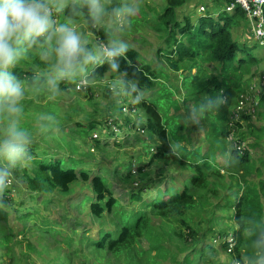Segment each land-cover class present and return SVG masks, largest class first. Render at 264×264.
I'll list each match as a JSON object with an SVG mask.
<instances>
[{
	"label": "trees",
	"instance_id": "16d2710c",
	"mask_svg": "<svg viewBox=\"0 0 264 264\" xmlns=\"http://www.w3.org/2000/svg\"><path fill=\"white\" fill-rule=\"evenodd\" d=\"M193 1L164 0L161 11L154 12L151 19L149 18L151 12L141 13V17L144 23L153 27L163 37L164 46L162 49L159 48L157 53L160 52V55L165 58L169 70L181 74L180 87L184 94L182 106L192 104L191 108L201 122L200 126L207 128L205 138H209L212 143L207 144L206 151L198 147L188 149L180 145L183 137L178 135V119L170 115L173 105L170 101L171 91L165 87L162 80V77L165 80L166 77L153 65L144 61L139 52L130 47L127 57L132 63L121 61V68H127L129 72L128 77L108 70L105 64L98 68L95 81L109 74L112 78L129 81L127 86L122 84V87L124 90L127 87V93L130 96L135 98L140 92L149 94L148 97H142V100L137 102V106L146 117L144 129L149 136H155L159 140V144L153 148L154 153L149 162L147 164L140 162L136 165L130 163L127 167L119 164L113 169L103 167L101 172L93 173L90 168L82 167L84 164L82 160L49 153L45 146L46 139L42 138L45 142L42 148L35 143L32 148L34 157L32 166L17 168L14 174L16 178L22 179L28 189V197L26 200L23 198L22 203L15 207L12 195L14 187L9 185L3 193L6 206L0 207V252L10 258L11 261L8 264H19L21 256L24 255L17 257L13 250V244L18 243L13 238L16 234L24 233V226L14 233V229L9 225V212L21 211V214L17 216L18 220H26L37 212L24 207L25 201L39 197L37 204L46 206L53 203L57 195L68 197L70 203L81 206L83 209L88 208L91 216L99 220L102 225L93 236L89 234L90 227L85 226L77 241L73 237L67 239L68 246L84 243L88 249L100 256L108 253L118 260L123 257L125 261L138 256L139 264L141 259H144L147 264H158V257L162 256L164 245L161 243V236L154 234L155 223L160 222V225H165L173 221L188 232V235H184L183 231L178 233L176 229L173 232L179 241H183L181 242L183 249L180 251L188 249L190 251L183 256L181 264H193L204 251H214L213 241L216 238L213 240L204 238L200 243H196L199 231L190 224V219L182 218V215L202 205L205 207L211 205L206 196L208 193H214L218 187L217 181L222 178L220 173L222 170L233 171V161L245 179L259 172L248 149L241 153L231 149L230 165H222L216 160L218 151L216 146L219 144L221 146L220 141L226 140L230 133L239 127L238 122H230V116L227 117V113L232 105L233 97L238 93L237 88L241 80L250 76L252 68L258 65L259 59L254 54L258 45L253 43L252 46H248L245 42L240 43L235 40L233 31L246 27L247 19L239 6H235L231 12L225 10L234 3V0H198L192 5V9L182 11L186 4ZM202 1L205 2L201 4ZM68 3L71 4L73 1L68 0ZM77 3L81 8L83 7V0H78ZM197 5H204L206 10L203 13L198 12ZM65 14L66 10L56 12L54 18L57 22H63ZM79 19H82L88 29L99 35L104 42L109 39L108 31L100 28L96 31L90 28L83 15L76 17V20ZM29 56V61L21 63L17 69L13 70L16 75H32L34 66H39L41 71L47 70V66L40 60L37 52L31 51ZM71 86L75 87L76 84L71 82L61 84L67 92ZM44 92L34 94L35 99H39ZM221 92L227 97V102L221 105L217 112H208L200 108L201 101L207 96ZM32 104V99L26 98L25 105ZM258 106L262 110L259 117L264 119V93L259 98ZM118 113L121 114V110H118ZM112 124H117L116 119ZM97 125L94 121H88L85 125L80 124L70 131L86 136ZM122 126L132 130L139 127V123L125 118ZM255 130L258 131L261 128H255ZM134 138V141H141L137 136ZM94 142L99 145L98 139ZM240 143H242L241 137L237 141V144ZM143 148L149 154L150 148ZM220 153L225 154V151ZM40 154L43 158H40ZM233 157L236 158L233 159ZM153 162L171 165L174 169L168 179L165 177L162 181H153L147 185L142 176L148 178L145 173L149 164ZM133 173L137 174L143 183L128 192L130 203H137V206L125 207L114 196L109 178L118 176L125 182L134 176ZM78 182L87 184L91 193L70 197L73 184ZM228 196L229 194L223 198L226 203L220 204L218 208L231 211L233 222L234 218H239V223L234 222L236 227L232 233L233 243L236 246L231 250L228 243H222L221 248L224 251L229 249L231 255H236V258L242 261L250 255L251 240L264 231V178L259 179L257 183L244 181L243 192L237 196ZM42 220L46 232L55 231V228H51L52 221H49V218ZM209 232L213 236L222 235L220 232H214L213 229ZM141 240L147 242V249H140ZM77 251L73 250L72 253L79 256L80 253ZM173 264H179V262L173 259Z\"/></svg>",
	"mask_w": 264,
	"mask_h": 264
},
{
	"label": "rangeland",
	"instance_id": "374dc122",
	"mask_svg": "<svg viewBox=\"0 0 264 264\" xmlns=\"http://www.w3.org/2000/svg\"><path fill=\"white\" fill-rule=\"evenodd\" d=\"M72 1L74 2V0ZM77 1L75 0V2ZM163 1L139 0L140 12L132 18L130 28L127 25L121 28L119 25L106 21L103 25L95 27L94 30L97 31L100 28L109 32L110 36L106 43H110L112 40H125L131 48L139 52L144 61L153 65L166 77V80L164 77H162V80L165 87L171 91L170 101L173 105L170 109V115L178 119V126L182 127L180 129L178 127V135L183 137L180 145L188 149L198 147L202 151H206L207 144L212 143L209 138H205L207 128L200 126L201 122L194 114L191 108L192 104L182 106L184 104V94L180 87L181 74L169 70L165 58L160 55V52L157 53V50L162 49L164 46L163 37L153 27L144 23L143 17H141V13L148 14L151 12L149 17L151 19L154 12L161 11ZM123 2L124 0H109V6L119 5ZM75 24L77 29L84 33L89 47L100 39L99 35L88 29L82 19L76 20ZM233 35L235 40L240 43L245 42L248 46H252L254 43L249 28L244 27L242 30H235ZM254 54L259 59L258 65L252 68L250 76H246L241 80L240 86L238 85L237 88L238 93L233 97L232 105L227 113V117L230 116V122H238L239 127L233 130L226 140L220 141L221 146H219L220 144L216 146L218 150H216V160L222 165H228L230 150L237 147L236 142L241 137V149L249 150L255 166L259 168V174H252V176L245 179L242 172L233 164V161V171L231 172V169L228 171L222 170L220 172L222 178L217 181L218 187L214 193L207 194L208 203L211 205L209 207L202 205L182 215V218L190 219V224L199 231L196 243H200L204 238L210 240L216 238L213 241L214 251H204L193 264H231L232 258L236 257V255H231L229 251V249L234 248L232 233L236 225L232 219V212L222 210L218 206L226 203L223 199L226 195L229 194L228 197L231 195L237 196V194L243 192L244 181L257 183L259 179L264 178V119L259 117L262 110L254 107L255 102L257 103L264 93V50L258 47ZM121 81L120 78H112L109 74H106L102 79L94 81V83L84 88L77 89L78 83L75 87L71 86L64 96L54 97L45 90L44 94L36 100L35 95L30 93L27 99H32L33 104L26 106L24 123L30 125L40 113L53 115L56 119L55 122L49 123L50 131L47 133L37 132L36 143L42 148L45 144L42 138L46 139L47 144L45 146L48 148L49 153L82 160L84 162L82 167L90 168L93 173L101 172L103 167L113 169L119 164L126 167L130 163L134 165L140 162L147 164L154 153L153 148L159 144V140L155 136H149L144 129L145 114L137 106L136 99L125 92ZM138 95L144 98L149 96V94H143L142 92ZM242 98L244 100L243 106L239 103ZM174 103H177V105H174ZM174 106L176 107L174 108ZM118 110H121V114L118 113ZM125 118L138 122L139 127L132 130L129 127L124 128L122 125ZM114 119H116L117 124H112ZM88 121H94L98 124L94 130L89 131L88 135L82 136L70 131L76 129L80 124L85 125ZM255 128H261V130L256 131ZM135 136L139 137L141 141H134ZM97 139L99 145L94 142ZM143 147L150 148L149 154L144 151ZM40 151L45 152L44 150ZM221 151H225V154H221ZM39 156L43 158L41 154ZM172 167L171 165L166 166L162 163L153 162L149 164L145 173L148 178L141 176L147 185L150 182L153 183V181L159 182L164 180L165 177H167L166 179L169 178L172 169H174ZM133 174L134 176L125 182L120 180L118 176L109 178L114 196L125 207L137 206V203H130L128 192L143 183L137 174ZM10 185L14 187L13 202L17 207L24 199L26 200L29 192L20 177H15ZM88 187L87 184L81 182L73 184L70 197L90 194V188ZM38 198L25 201L24 207H29L40 213V216L33 213L34 215L26 220H18L17 216L21 214V211L11 210L9 212V225L14 229V233H17L24 226V233L14 234L13 238L14 241L18 242L13 244L14 255L18 257L24 254L21 256L19 264H139L138 256L130 259V261H125L123 257L118 260L108 253L106 255L102 254V256L95 254L84 243L83 245L76 243L68 246L67 239L73 237L77 241L85 226L90 227L91 232L89 234L93 236L102 226L100 221L91 216L88 208L83 209L81 206L70 203L68 197L57 195L54 197L56 200L46 206L38 205L36 202ZM18 209L20 208L18 207ZM48 218L49 221H52L50 222L51 228H55V231H45L42 219ZM154 228V234L161 236V243L164 245L161 252L162 256L158 257V264H173V259L181 264L183 256L190 251L189 249L183 252L180 251L183 249L181 243L183 241H179L173 232L175 229L178 233L183 231L184 235H188V232L173 221L165 223V225L156 222ZM210 229H213L214 232H220L222 235L213 236L209 234ZM189 243H191V240H189ZM222 243H228L229 249L224 251L221 248ZM139 247L140 249H147L148 244L146 241L141 240ZM73 250H78L79 256L74 255ZM151 254L153 256V253ZM10 261L9 257L0 252V263L8 264ZM242 262L248 264V259L243 258ZM140 264L147 263L144 259H141Z\"/></svg>",
	"mask_w": 264,
	"mask_h": 264
},
{
	"label": "clouds",
	"instance_id": "9594fccd",
	"mask_svg": "<svg viewBox=\"0 0 264 264\" xmlns=\"http://www.w3.org/2000/svg\"><path fill=\"white\" fill-rule=\"evenodd\" d=\"M140 8L139 0H124L111 7L109 0H83L82 8L75 0L71 4L68 0H0V207L6 206L3 193L13 183L15 170L32 166L37 132L50 131L49 123L56 119L49 113H40L26 125L28 95L47 90L54 97L64 96L67 90L61 84L65 82L89 86L94 83L98 68L105 64L108 70L129 76L127 68H121L122 60L132 63L127 57L129 43L123 39L110 43L99 39L89 47L84 33L76 27V17L83 15L90 28L106 21L130 28ZM64 10L63 22H57L54 13ZM31 51L37 52L47 70L34 66L32 75H16L13 70L30 60ZM121 83L127 86L129 81ZM135 99L140 102L142 96ZM226 102L227 97L221 92L207 96L200 108L212 112ZM234 222L239 223V218H234ZM250 248L248 264H264V231L251 240ZM231 264L243 262L233 257Z\"/></svg>",
	"mask_w": 264,
	"mask_h": 264
},
{
	"label": "built area",
	"instance_id": "2783aa9c",
	"mask_svg": "<svg viewBox=\"0 0 264 264\" xmlns=\"http://www.w3.org/2000/svg\"><path fill=\"white\" fill-rule=\"evenodd\" d=\"M235 6H239L242 11L245 13L247 19L246 28L250 29V32L253 37V42L258 45V47L264 50V0H234V3L226 7L227 12H231ZM205 11V6L200 5L198 12L203 13ZM77 89L84 88L80 84L76 86ZM258 102H255L254 107L259 108ZM240 105H244V100H240ZM236 148L238 152H242L246 149H241V145L237 144ZM230 242V241H229Z\"/></svg>",
	"mask_w": 264,
	"mask_h": 264
},
{
	"label": "crops",
	"instance_id": "0c3cea01",
	"mask_svg": "<svg viewBox=\"0 0 264 264\" xmlns=\"http://www.w3.org/2000/svg\"><path fill=\"white\" fill-rule=\"evenodd\" d=\"M198 0H194L193 2H189L188 4H186L185 6H184V8L182 9V11H189L190 9H192V5H194V3H196ZM205 2V1H204ZM203 1L202 2H200L201 4H203L204 3ZM199 5V4H198ZM197 5V6H198ZM163 7V6H162ZM195 13H197V11H196V9H195Z\"/></svg>",
	"mask_w": 264,
	"mask_h": 264
}]
</instances>
